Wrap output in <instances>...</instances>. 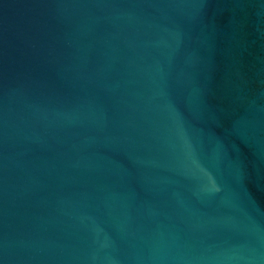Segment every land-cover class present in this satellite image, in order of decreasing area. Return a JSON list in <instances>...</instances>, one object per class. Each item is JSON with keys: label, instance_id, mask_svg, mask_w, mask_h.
Segmentation results:
<instances>
[{"label": "water", "instance_id": "95a60500", "mask_svg": "<svg viewBox=\"0 0 264 264\" xmlns=\"http://www.w3.org/2000/svg\"><path fill=\"white\" fill-rule=\"evenodd\" d=\"M0 264H264V0H0Z\"/></svg>", "mask_w": 264, "mask_h": 264}]
</instances>
